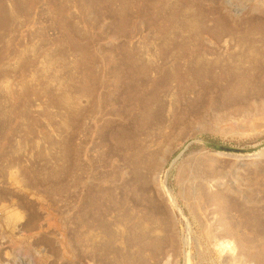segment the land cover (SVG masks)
<instances>
[{"label": "rangeland", "instance_id": "rangeland-1", "mask_svg": "<svg viewBox=\"0 0 264 264\" xmlns=\"http://www.w3.org/2000/svg\"><path fill=\"white\" fill-rule=\"evenodd\" d=\"M262 150L264 0H0V264H264Z\"/></svg>", "mask_w": 264, "mask_h": 264}, {"label": "bare ground", "instance_id": "bare-ground-1", "mask_svg": "<svg viewBox=\"0 0 264 264\" xmlns=\"http://www.w3.org/2000/svg\"><path fill=\"white\" fill-rule=\"evenodd\" d=\"M192 23V22H191ZM197 23V22H196ZM196 26V25H195ZM195 28V27H194ZM253 48V50H254V47H252ZM250 49V48H249ZM259 49L261 50V48L259 47ZM251 51H252V49H251ZM259 52V51H258ZM249 53H251L250 51H249ZM257 53V52H256ZM245 55V54H244ZM251 55H253V54H251ZM256 54H254V56H255ZM258 55H260V53L258 54ZM256 57V56H255ZM260 57V56H259ZM245 58V57H244ZM250 58H251V56H250ZM258 58V57H257ZM246 59V58H245ZM252 59V58H251ZM253 59H254V57H253ZM198 60V59H197ZM200 60V59H199ZM261 60H263V59H261ZM246 61V60H245ZM252 61V60H251ZM250 61V62H251ZM257 61V60H256ZM255 61V62H256ZM198 62H200V61H198ZM243 62V61H242ZM253 62V61H252ZM258 62H260V59H259V61ZM68 64V63H67ZM251 64V63H250ZM249 64V65H250ZM254 64V63H253ZM249 67V66H248ZM250 67H251V65H250ZM249 67V68H250ZM254 67V66H253ZM46 69V68H45ZM230 69H228V71H229ZM227 71V72H228ZM239 71V70H238ZM241 72V71H240ZM231 73V72H230ZM238 73V72H237ZM239 75V74H238ZM238 79V78H237ZM241 81V80H240ZM84 92V91H83ZM82 93V92H81ZM65 96V95H64ZM65 98V97H64ZM67 98V97H66ZM69 98V97H68ZM64 102H65V99H62ZM68 101V100H67ZM66 101V102H67ZM70 101H71V99H70ZM60 103H62V102H60ZM77 104V103H76ZM65 105V104H64ZM146 114V113H145ZM249 115H251V112L250 111H248V109H245V110H243V112H242V116L245 118V117H248ZM149 117V116H148ZM147 117V118H148ZM233 119H235V118H232L231 120H233ZM238 121V120H237ZM235 122H236V120H235ZM240 127V126H239ZM236 128V127H235ZM241 129V128H240ZM237 130V129H236ZM264 152V150H262V151H259L258 153H256V154H254L253 156H259V155H261L262 153ZM247 157V156H246ZM5 206V205H4ZM10 206V205H9ZM9 206H7V209H8V207ZM11 207H12V205H11ZM6 208V207H5ZM10 208V207H9ZM14 208V207H13ZM5 210V209H4ZM16 210V209H15ZM18 213V212H17ZM6 214V213H5ZM4 216H7L6 218H7V220H15L17 217H18V214H16V213H14V212H12V213H10L9 215L7 214V215H4ZM34 220V219H33ZM32 221V220H31ZM35 222V221H34ZM33 223V222H32ZM31 224V223H30ZM140 227V226H139ZM147 230V229H146ZM242 242V241H241ZM151 246V245H150ZM159 245H158V240H156L155 242H154V244L152 245V248L154 247V250L158 247ZM151 249V248H150ZM158 249V248H157ZM255 252V251H254Z\"/></svg>", "mask_w": 264, "mask_h": 264}]
</instances>
